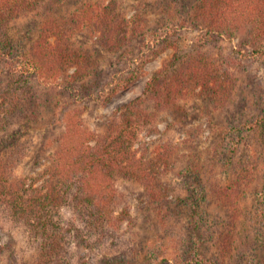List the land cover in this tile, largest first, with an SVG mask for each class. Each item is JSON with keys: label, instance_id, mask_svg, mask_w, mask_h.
Returning a JSON list of instances; mask_svg holds the SVG:
<instances>
[{"label": "rangeland", "instance_id": "1", "mask_svg": "<svg viewBox=\"0 0 264 264\" xmlns=\"http://www.w3.org/2000/svg\"><path fill=\"white\" fill-rule=\"evenodd\" d=\"M88 1L56 0L11 22L0 36V84L16 77L20 56L37 40L44 14L68 17ZM116 2L127 20L147 28V37L113 51L99 42V33L75 36L76 47L97 62L99 77H92L96 81L84 96L56 92L38 122L12 121L0 138V161L15 148L21 151L17 174L40 176L52 163L68 124L98 137L175 54L181 66L203 53L229 74L222 73L218 90L198 89L176 107L157 112L155 126L141 130L136 140L138 156L159 172L167 187L166 199L154 203L141 183L118 179L120 206L115 211L125 222L112 230L117 236L110 240L90 236L85 244L72 245L70 264H264V58L258 51L264 42L254 41V34L242 27L204 41L207 29L196 27V18L186 12L181 16L186 25L165 20L171 0ZM139 73L107 102L119 81L128 83ZM151 105L145 108L153 112ZM34 258L23 229L0 214V264H33Z\"/></svg>", "mask_w": 264, "mask_h": 264}, {"label": "trees", "instance_id": "2", "mask_svg": "<svg viewBox=\"0 0 264 264\" xmlns=\"http://www.w3.org/2000/svg\"><path fill=\"white\" fill-rule=\"evenodd\" d=\"M55 1L0 0V36L15 19ZM186 2L185 7L182 0H171L164 11L165 20L172 18L179 26L186 25L188 21L181 19L186 12L196 18V27L207 29L204 41L214 34L229 36L242 27L254 34V41L264 42V0ZM119 9L116 0H90L68 17L44 14L37 40L20 56L16 77L0 84V138L17 118L38 122L41 110L53 103L56 92L84 96L91 90L96 81L91 79L99 77L100 72L91 53L76 47L75 36L99 33V42L104 41L113 51L132 44L139 36L147 37V28L135 20H131L132 24ZM261 45L258 51L264 58ZM176 60V64L172 63ZM188 61L179 66L181 59L175 54L153 75L143 94L126 104L98 137L76 123L68 124L52 163L40 176L17 174L21 151L13 148L6 159L1 156L0 214L26 233L35 251L33 264H70L72 245L81 246L90 236L102 241L116 237L112 230L120 229L125 222L115 211L120 206L116 191L120 178L141 183L154 203L166 199L168 189L159 172L147 165L134 148L141 130L155 126L157 112L176 107L198 89L218 90L224 72L216 63L203 53L190 56ZM140 74L128 83L119 81L106 97L107 102ZM148 102L153 112L145 108ZM224 195L228 197L229 192ZM127 216V221L132 222L130 214Z\"/></svg>", "mask_w": 264, "mask_h": 264}]
</instances>
